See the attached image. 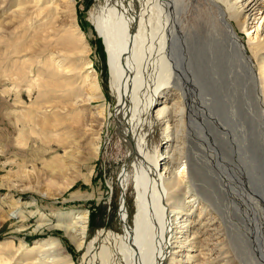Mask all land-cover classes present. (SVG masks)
I'll return each mask as SVG.
<instances>
[{
  "label": "bare ground",
  "instance_id": "6f19581e",
  "mask_svg": "<svg viewBox=\"0 0 264 264\" xmlns=\"http://www.w3.org/2000/svg\"><path fill=\"white\" fill-rule=\"evenodd\" d=\"M8 1L14 5L0 19V50L8 41V47L18 52L31 49L37 58L45 52L47 63L34 73L35 60L17 58L12 64L13 68L18 65L16 73L9 78L26 80L27 88L38 89L39 94L51 87L54 96L72 95L67 99L71 121L60 120L51 105L26 108H40L46 119L57 117L46 126L54 131L52 137H45L43 128L36 131L33 124L29 130L21 128L18 135L22 145L27 144L23 135L30 134L64 148L63 154L46 158L42 164L44 170L64 178L56 191H44L46 196L58 197L79 179L90 182L93 178V167L84 173L81 165L100 154L107 112L103 105L93 108V102L105 99V94L91 58V43L78 20V0ZM210 1L216 15L205 34L199 27H183L186 6L181 0L140 1L137 25L127 0H109L100 15L109 55L108 82L117 96L116 114L141 187L135 213L131 215L129 207L122 209L120 231L112 234L122 237L121 244L126 242L128 249L120 250L128 264H211L215 259L264 264V25L256 28L259 36L249 38L258 39L249 45L251 54L240 34L264 14V0ZM13 34L14 41L10 40ZM65 56L75 61L66 62ZM5 75L0 66V76ZM163 93L165 100L155 108L153 102ZM177 103L184 113L173 137V105ZM82 105L92 108L87 111ZM29 113L23 111V116L34 123ZM75 124L77 129L68 138L63 137L68 131L59 132ZM150 125L161 126L163 144L168 146L161 159L147 154L145 131ZM127 164L128 158L124 168ZM50 181L57 183L53 178ZM186 201L190 207L201 204L200 211L195 214L184 208ZM14 213L23 212L15 208ZM52 215L41 212L38 227L62 229L86 253L101 242L98 255L105 264L112 263L115 249L110 234L99 229L87 240L88 209ZM4 221L5 216L0 217V227ZM195 222L203 228L214 226L209 235H219L220 243L211 247L203 237L205 230L195 228ZM174 235L178 240L173 241ZM202 253L209 257L201 260ZM22 256L26 264H76L56 236L37 240Z\"/></svg>",
  "mask_w": 264,
  "mask_h": 264
},
{
  "label": "rangeland",
  "instance_id": "374dc122",
  "mask_svg": "<svg viewBox=\"0 0 264 264\" xmlns=\"http://www.w3.org/2000/svg\"><path fill=\"white\" fill-rule=\"evenodd\" d=\"M140 1L142 0H127L130 14L135 24L138 23ZM181 1H184V5L186 6L182 17L184 22L183 27H199L201 32L205 34L206 28L209 27L210 22L212 23L216 15V9L213 8L212 2L210 0ZM108 4H110L109 0H78V20L91 43V58L94 61L105 94V99H99L93 102V108H96L98 105H103L104 108H106L107 119L101 129V147L98 158L91 157L81 165V172L84 173H88L87 171H89V168L91 166L93 167V178L90 182L79 179L69 190L58 197L46 196L44 191L49 189L56 191L59 182L63 181L64 178L62 179L60 174H52L44 170L42 164L46 158H50L56 154H63L64 148L55 142L47 144L36 136H30V134L23 135V139L27 144L22 145L19 143L18 135L21 128L29 130L33 124V128L36 131L40 132L42 130L41 128H43L44 131L42 134H45V137H52L54 131L50 132L51 130H49V127L46 129V126L56 121L57 117H53L52 120L50 118L46 119L45 116L41 115L42 111H40V108L34 107L32 110L26 108L30 104L35 106L51 105L53 106L51 112L54 110L60 120L66 122L70 119L71 121L72 118H68L67 114V104L69 103L67 99L72 95H65V93L61 92L60 96H54L52 94L53 88L51 87L42 90V93L39 94L38 89L27 88L26 80L21 78H9V75L16 73L15 68L18 67V65L14 64L13 68L12 64L17 58H30L31 61L35 60L33 64L34 73H37L40 67L45 69L47 66V63L44 65L46 53H42L39 58H37V52L31 49L18 52L16 48L8 47V41L2 44L3 49L0 50V66L4 68L7 77L6 75L0 76V217L5 216L3 226L0 227V242L7 241L8 243L0 245V264H26V262L22 263L24 258L22 254L28 250V247H32L37 240L49 238L50 236H56L62 240L64 245L68 248V251L72 254L76 264H105L98 255L101 250V242H97L91 251L86 253V249H78L65 235L62 229L54 226L38 227L41 212L53 216L52 214L54 212L77 208L89 210L90 218L87 240L94 237L99 229H103L106 233L110 234L109 242L110 245H112V249H115L113 250V260L111 264H128L120 250V248L124 250L128 249L126 242L123 240L124 242L121 244L122 237L117 234H112H114V231H120L119 214L122 209L129 207L130 214L133 215L132 213H135L136 199L140 196L141 187L138 186L136 182L135 170L130 161L128 146L121 132L118 114H116L117 96L111 92L108 82L109 55L100 22L102 9L107 7ZM13 5L14 3H11V1L0 0V19L13 8ZM263 15L260 13L257 19L249 24V26H252L249 31L241 30V38L248 48L249 54H251L249 50L250 43L258 40L256 38L249 41V38L251 36H259L256 35V28L257 26L262 27L264 25ZM250 22H252V20ZM154 24L157 26L156 22ZM143 31L148 32V29H144ZM28 33L29 32H27V34ZM15 38L16 35L13 34L10 40L13 39L12 41H14ZM58 58L60 59L62 56ZM63 59L66 62L71 60L73 62L75 61L72 56H65ZM30 64L32 65L31 62H29V65ZM255 69L257 72V68ZM28 76L30 77L32 75ZM163 95L164 93L153 102L155 108L159 103L165 100ZM80 107L87 111L92 108L90 105H82ZM173 110L176 114V121L172 124V126H174L173 137H176L178 133L177 130L180 129L179 125L182 124V115L184 112L182 106L178 105V103L173 105ZM23 111H31L29 114L33 116L35 122L31 123L28 121L25 116H23ZM43 122H45V125L41 124ZM65 126L66 124L64 123V127ZM153 126L154 125H150V128L148 127L145 131V134L148 136L146 150L148 157L154 158L155 156H159L161 159L168 150V146L163 144L161 126ZM64 127L59 132L68 131L63 134L65 138H68L70 134L73 135L74 131L77 129L76 124L69 126L68 129H64ZM172 144L174 146L175 140H173ZM76 146L73 151L74 154L79 157L80 151ZM127 158L128 164L127 167L124 168ZM38 169H40V171H38ZM26 170L28 171L27 175L25 173ZM51 178L57 183H51ZM189 194L191 193H188V195ZM190 204L191 203L186 201L184 208L197 214L200 211L201 204L199 207L197 206L198 202L194 207H190ZM15 208L21 210L23 213L11 214ZM31 211L36 213L31 214ZM204 213H207V210H204ZM207 216L208 215H206V217ZM55 221L57 222L56 219ZM197 223L198 222H195L193 224ZM199 226H201V224H197L195 228ZM203 226H201L202 230H205L203 232V237L208 238L209 245L212 247L220 243L221 238L218 237L219 235H209V233H214V229H212L214 226L208 225L204 228ZM175 235L173 241L178 240L175 239ZM102 238H105V234ZM176 244L177 243L174 245ZM178 245L179 244H177V246ZM217 248H219V246ZM205 252H207V250H205ZM196 253H199V251H196ZM215 255L216 254H212V257ZM226 255L227 254L224 253L220 258ZM204 257L209 256L208 254H206V256L203 253L200 254L201 260L204 259ZM218 261V259H215L211 264H231L232 262V260L230 262L226 260L221 262ZM203 264L207 263L205 262Z\"/></svg>",
  "mask_w": 264,
  "mask_h": 264
},
{
  "label": "trees",
  "instance_id": "16d2710c",
  "mask_svg": "<svg viewBox=\"0 0 264 264\" xmlns=\"http://www.w3.org/2000/svg\"><path fill=\"white\" fill-rule=\"evenodd\" d=\"M92 225H93V223H92Z\"/></svg>",
  "mask_w": 264,
  "mask_h": 264
},
{
  "label": "water",
  "instance_id": "95a60500",
  "mask_svg": "<svg viewBox=\"0 0 264 264\" xmlns=\"http://www.w3.org/2000/svg\"><path fill=\"white\" fill-rule=\"evenodd\" d=\"M122 195H123V193H122Z\"/></svg>",
  "mask_w": 264,
  "mask_h": 264
}]
</instances>
